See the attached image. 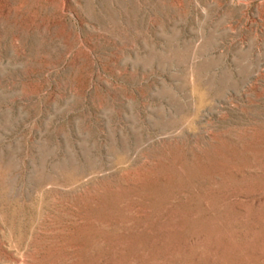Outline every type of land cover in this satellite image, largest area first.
<instances>
[{"label":"rangeland","instance_id":"1","mask_svg":"<svg viewBox=\"0 0 264 264\" xmlns=\"http://www.w3.org/2000/svg\"><path fill=\"white\" fill-rule=\"evenodd\" d=\"M0 264H264V0H0Z\"/></svg>","mask_w":264,"mask_h":264}]
</instances>
